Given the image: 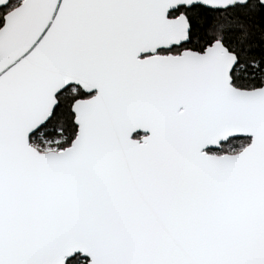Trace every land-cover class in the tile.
Returning <instances> with one entry per match:
<instances>
[{
	"label": "snow or ice",
	"instance_id": "6c2138e0",
	"mask_svg": "<svg viewBox=\"0 0 264 264\" xmlns=\"http://www.w3.org/2000/svg\"><path fill=\"white\" fill-rule=\"evenodd\" d=\"M0 264H264V0H0Z\"/></svg>",
	"mask_w": 264,
	"mask_h": 264
}]
</instances>
